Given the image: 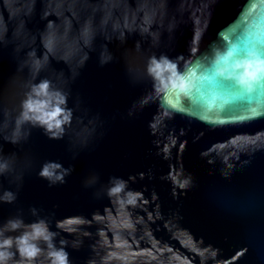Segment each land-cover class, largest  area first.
<instances>
[{
	"label": "water",
	"instance_id": "water-1",
	"mask_svg": "<svg viewBox=\"0 0 264 264\" xmlns=\"http://www.w3.org/2000/svg\"><path fill=\"white\" fill-rule=\"evenodd\" d=\"M249 54L264 0H0V226L43 220L68 264H264V76L232 71ZM42 81L70 119L13 143Z\"/></svg>",
	"mask_w": 264,
	"mask_h": 264
},
{
	"label": "clouds",
	"instance_id": "clouds-1",
	"mask_svg": "<svg viewBox=\"0 0 264 264\" xmlns=\"http://www.w3.org/2000/svg\"><path fill=\"white\" fill-rule=\"evenodd\" d=\"M227 55L225 52L219 54L214 53L212 63L215 64L219 56ZM232 71L236 73L235 82L244 88H248L255 83L258 77L264 76V60L252 59L248 57L240 59L232 66ZM147 72L158 83L162 73H171L177 75L174 71V64L166 57H161L159 60L152 58L147 66ZM218 75H223V72L217 70ZM66 98L63 94L48 91V82L42 81L33 86L26 98L21 104V112L17 118V130L13 132L12 142H17L18 129L20 125L27 122L34 126H39L52 137H57L63 132L62 125L68 123L70 116L67 110L62 107L65 104ZM14 162L9 159L0 158V174L8 171ZM41 175L48 176L47 171L42 170ZM60 177H57L59 179ZM183 186V185H181ZM123 187L122 183L109 189V194L117 193ZM11 194H6L0 199L11 200ZM23 228V231L18 236L6 235L7 232H14L17 229ZM52 234L43 220L34 222L29 225H24L19 218L10 219L0 226V264H9L12 260L13 252L11 249L15 246V254L21 260L16 264H35V258L40 254L41 249L36 243L38 240H43L48 246V264H68L67 253L63 248L54 249L51 241ZM63 243V242H62Z\"/></svg>",
	"mask_w": 264,
	"mask_h": 264
}]
</instances>
